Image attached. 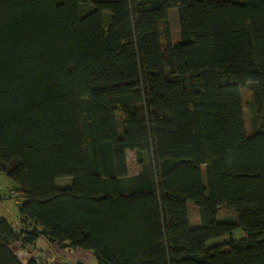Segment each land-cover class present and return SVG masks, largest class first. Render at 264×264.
<instances>
[{"label": "trees", "instance_id": "1", "mask_svg": "<svg viewBox=\"0 0 264 264\" xmlns=\"http://www.w3.org/2000/svg\"><path fill=\"white\" fill-rule=\"evenodd\" d=\"M0 172V264L41 237L98 264H264V0H0Z\"/></svg>", "mask_w": 264, "mask_h": 264}, {"label": "rangeland", "instance_id": "2", "mask_svg": "<svg viewBox=\"0 0 264 264\" xmlns=\"http://www.w3.org/2000/svg\"><path fill=\"white\" fill-rule=\"evenodd\" d=\"M108 13H109L108 11L105 12L106 17L108 16ZM170 24H171V30H172L174 40L179 41L180 24H179V17H178V12L176 8H173L170 10ZM248 97L249 99H251L252 97L250 92L248 94ZM245 118L247 121V128L249 131L252 132L253 130L251 127L250 116H249L248 111L245 112ZM127 156H128L129 173L133 175L137 173L139 169L136 154L134 151H128ZM68 179L70 182H72V179L69 177L60 178L59 185L60 186L64 185L65 181H67ZM57 183H58V180H57ZM17 187L18 186L14 181H12L5 174L0 172V196L2 197V199L0 200V217H5L13 224H16V222L19 219L18 203L16 202L14 198H5V197L10 193V191L14 190ZM189 214H190L192 225L194 226L199 225L200 224L199 212L195 205L193 204L189 205ZM217 219L220 222H231L237 225L238 214L235 210H232L226 207H220L217 211ZM246 236H247L246 231L240 226H236V228L233 231V237L235 239H241ZM224 239L225 237L212 238L208 241V245L211 246L213 244L220 243L224 241ZM39 242H41V240Z\"/></svg>", "mask_w": 264, "mask_h": 264}, {"label": "crops", "instance_id": "3", "mask_svg": "<svg viewBox=\"0 0 264 264\" xmlns=\"http://www.w3.org/2000/svg\"><path fill=\"white\" fill-rule=\"evenodd\" d=\"M59 179L57 186L60 188H68L72 184L68 179L64 185L60 186ZM13 225L18 227L19 219ZM40 240L42 243L39 242ZM13 251L22 264H28L31 259H36V257L42 258V264H98L92 251L71 249L58 243H50L43 237L30 246H23L18 243L13 246Z\"/></svg>", "mask_w": 264, "mask_h": 264}, {"label": "built area", "instance_id": "4", "mask_svg": "<svg viewBox=\"0 0 264 264\" xmlns=\"http://www.w3.org/2000/svg\"><path fill=\"white\" fill-rule=\"evenodd\" d=\"M9 195L14 196V195H15L14 190L10 191V193H9L6 197H8ZM1 199H2V197L0 196V200H1ZM35 260H36L37 264H42V258H41V257H36Z\"/></svg>", "mask_w": 264, "mask_h": 264}]
</instances>
